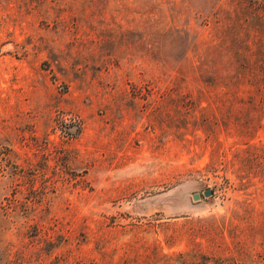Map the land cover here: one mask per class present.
I'll return each instance as SVG.
<instances>
[{
	"label": "rangeland",
	"instance_id": "1",
	"mask_svg": "<svg viewBox=\"0 0 264 264\" xmlns=\"http://www.w3.org/2000/svg\"><path fill=\"white\" fill-rule=\"evenodd\" d=\"M219 4L0 0V264H264V95Z\"/></svg>",
	"mask_w": 264,
	"mask_h": 264
},
{
	"label": "trees",
	"instance_id": "2",
	"mask_svg": "<svg viewBox=\"0 0 264 264\" xmlns=\"http://www.w3.org/2000/svg\"><path fill=\"white\" fill-rule=\"evenodd\" d=\"M220 1L218 0L216 11L213 10L214 8L212 9L213 13L211 15L215 16L222 11L223 8L219 4ZM240 3L242 6L244 5L243 11H240V8L238 9L234 5L233 12L230 15L232 21L241 28V32L237 36L241 41L239 48L237 46V51L235 52V57H237V69L234 72L235 81L236 84L242 87L239 92L243 93V95L245 93L250 94V89H255L256 91L262 90V95H264V0H240ZM246 99L247 103H251L254 100L250 95ZM239 100L241 102L245 101L243 97H240ZM260 103L264 104L263 98H260ZM249 153L251 154H248L247 159L252 154H254V157L251 159H258L260 157V154L256 151ZM223 160L219 164L220 167L218 169V172L222 173L223 180L227 179L228 175H234L236 178L242 179V164L246 161V158H241V161L238 162L240 165L237 168H234L233 163L227 162L225 157ZM205 264L239 263H235L232 259L217 257L209 259V262Z\"/></svg>",
	"mask_w": 264,
	"mask_h": 264
},
{
	"label": "water",
	"instance_id": "3",
	"mask_svg": "<svg viewBox=\"0 0 264 264\" xmlns=\"http://www.w3.org/2000/svg\"><path fill=\"white\" fill-rule=\"evenodd\" d=\"M202 195H203L204 199H206V198L212 196V191L207 189V190H205V191L202 192ZM199 197L200 196L196 194V195H193V197H191V199L193 201H197L199 199Z\"/></svg>",
	"mask_w": 264,
	"mask_h": 264
}]
</instances>
